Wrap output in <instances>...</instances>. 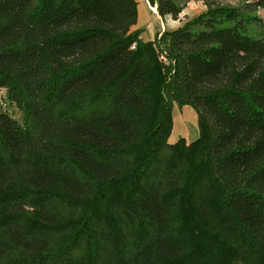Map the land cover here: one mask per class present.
Instances as JSON below:
<instances>
[{
	"label": "trees",
	"instance_id": "trees-1",
	"mask_svg": "<svg viewBox=\"0 0 264 264\" xmlns=\"http://www.w3.org/2000/svg\"><path fill=\"white\" fill-rule=\"evenodd\" d=\"M202 1L0 0V264H264V0Z\"/></svg>",
	"mask_w": 264,
	"mask_h": 264
},
{
	"label": "rangeland",
	"instance_id": "rangeland-1",
	"mask_svg": "<svg viewBox=\"0 0 264 264\" xmlns=\"http://www.w3.org/2000/svg\"><path fill=\"white\" fill-rule=\"evenodd\" d=\"M221 3H236L237 0H217ZM138 2V18L136 25L132 27L134 29H140V36L144 40L150 39L156 32L158 28H164V30L175 29L176 26L181 25L183 21L189 19L202 10L205 9L204 3L202 0L190 1L186 8L178 15L177 19L165 18L158 19L157 13L154 12V7L149 6L147 1L137 0ZM144 5V6H143ZM146 9H145V8ZM172 120L173 126L172 131L169 136V142H174L179 137H182L186 142H191L197 138V124H196V115L191 107L186 106L184 108H178L176 105L172 110ZM183 126L188 127L186 134V129H183ZM185 135V136H184Z\"/></svg>",
	"mask_w": 264,
	"mask_h": 264
},
{
	"label": "crops",
	"instance_id": "crops-1",
	"mask_svg": "<svg viewBox=\"0 0 264 264\" xmlns=\"http://www.w3.org/2000/svg\"><path fill=\"white\" fill-rule=\"evenodd\" d=\"M144 1H146V0H144ZM136 2H137V0H136ZM144 6V5H143ZM145 8V7H144ZM146 9V8H145ZM137 10H138V2H137ZM154 12L156 13V9H154ZM157 15V14H156ZM157 17H158V19H160L161 20V18L157 15ZM136 25V24H135ZM134 25V26H135ZM134 26H132V27H134ZM179 26V25H178ZM178 26H176V27H178ZM132 29V28H131ZM159 30H164V28L162 27V28H158V29H156V32L157 31H159ZM150 39H152V38H150ZM148 40V39H147ZM185 107L186 106H183L182 108H184L185 109ZM193 110V109H192ZM196 115V114H195ZM183 129H186V131H185V133L184 134H186L187 133V131H188V127L187 126H183ZM185 136V135H184ZM177 140V139H176ZM175 140V141H176ZM174 141V142H175ZM170 143H173V142H170Z\"/></svg>",
	"mask_w": 264,
	"mask_h": 264
}]
</instances>
